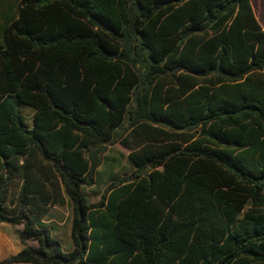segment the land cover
<instances>
[{
	"label": "trees",
	"instance_id": "16d2710c",
	"mask_svg": "<svg viewBox=\"0 0 264 264\" xmlns=\"http://www.w3.org/2000/svg\"><path fill=\"white\" fill-rule=\"evenodd\" d=\"M113 143L134 168L90 202ZM63 204L67 250L42 220ZM0 222V264H264L251 1L0 0Z\"/></svg>",
	"mask_w": 264,
	"mask_h": 264
},
{
	"label": "rangeland",
	"instance_id": "374dc122",
	"mask_svg": "<svg viewBox=\"0 0 264 264\" xmlns=\"http://www.w3.org/2000/svg\"><path fill=\"white\" fill-rule=\"evenodd\" d=\"M251 3L256 17L264 29V0H251ZM21 110L25 116L29 117L31 109L22 107ZM126 154L127 150L118 143L106 146V149L100 155L101 162L96 168L93 184L83 187V192L86 194L90 202L98 200L103 188L110 180L129 174L133 170L134 167L128 161ZM42 220L43 223L50 228L51 235L59 240L61 248L63 250L69 249L68 205L63 204L50 207L49 212ZM16 227L19 228L20 225H17ZM29 244L34 245V242H29ZM15 247L16 243L14 244L10 241L3 246L0 251V257L2 258L10 254Z\"/></svg>",
	"mask_w": 264,
	"mask_h": 264
},
{
	"label": "crops",
	"instance_id": "0c3cea01",
	"mask_svg": "<svg viewBox=\"0 0 264 264\" xmlns=\"http://www.w3.org/2000/svg\"><path fill=\"white\" fill-rule=\"evenodd\" d=\"M251 1V0H250ZM252 4V3H251ZM253 7V6H252ZM256 16V15H255ZM257 18V17H256ZM258 20V19H257ZM259 22V21H258ZM260 24V23H259ZM261 25V24H260ZM262 27V26H261ZM263 29V28H262ZM264 30V29H263ZM12 241V243H16V247L13 249V251L10 253L17 252L21 245L16 237V235L12 232L11 227L3 222H0V251L2 250L3 246H5L7 243ZM7 256V255H6ZM3 258V257H2ZM0 257V259H2ZM16 264H30V263H16Z\"/></svg>",
	"mask_w": 264,
	"mask_h": 264
}]
</instances>
